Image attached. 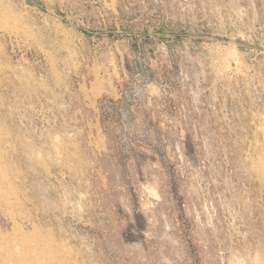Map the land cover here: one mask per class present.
Instances as JSON below:
<instances>
[{
	"label": "rangeland",
	"instance_id": "obj_1",
	"mask_svg": "<svg viewBox=\"0 0 264 264\" xmlns=\"http://www.w3.org/2000/svg\"><path fill=\"white\" fill-rule=\"evenodd\" d=\"M0 264H264V0H0Z\"/></svg>",
	"mask_w": 264,
	"mask_h": 264
}]
</instances>
